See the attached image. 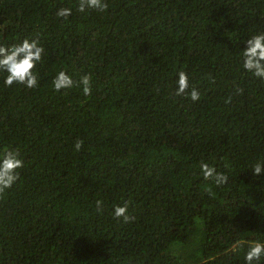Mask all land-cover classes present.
<instances>
[{"label":"trees","instance_id":"16d2710c","mask_svg":"<svg viewBox=\"0 0 264 264\" xmlns=\"http://www.w3.org/2000/svg\"><path fill=\"white\" fill-rule=\"evenodd\" d=\"M105 2L0 0V44L45 49L37 87L0 72V152L24 161L0 198V264H245L264 243V80L242 52L264 0ZM61 70L91 74L92 94L56 92ZM181 70L198 101L175 95ZM125 204L129 223L112 214Z\"/></svg>","mask_w":264,"mask_h":264},{"label":"clouds","instance_id":"9594fccd","mask_svg":"<svg viewBox=\"0 0 264 264\" xmlns=\"http://www.w3.org/2000/svg\"><path fill=\"white\" fill-rule=\"evenodd\" d=\"M88 9L98 12H106L108 4L105 0H79L78 11L83 13ZM57 17L68 19L72 15L71 8H60ZM45 52L44 47L40 44L39 39H23L22 42L10 47L0 44V72L6 73L4 85L11 87L13 84L24 85L28 89L37 87L38 76L35 72L37 64L43 59ZM243 69L251 73L257 79L264 80V33L252 35L246 41V48L242 52ZM91 74L82 75L79 81H74L71 75L66 71H59L52 81L53 88L56 92L70 89L74 86L81 87L85 96L92 94ZM188 74L181 70L178 72L176 81V96H185L193 102L200 99V93L192 87L189 91ZM243 93V89L238 90ZM227 103H231L229 98ZM83 147V141L77 140L75 150L80 151ZM24 166V161L20 157L18 149H5L0 152V198L3 197L6 190L10 189L19 180V169ZM227 166V165H226ZM201 174L204 180H213L217 186L227 184L228 176L219 173L214 167L207 163H201ZM253 173L259 176L264 172V164L256 163L253 166ZM96 210L103 211V202L96 201ZM113 217L119 222L121 219L124 223H129L135 219L128 214L127 204L117 205L113 211ZM264 259V243L254 241L250 244L245 254V264H260Z\"/></svg>","mask_w":264,"mask_h":264}]
</instances>
